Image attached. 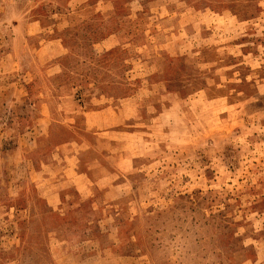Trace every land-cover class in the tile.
I'll use <instances>...</instances> for the list:
<instances>
[{"label": "rangeland", "instance_id": "rangeland-1", "mask_svg": "<svg viewBox=\"0 0 264 264\" xmlns=\"http://www.w3.org/2000/svg\"><path fill=\"white\" fill-rule=\"evenodd\" d=\"M0 264H264V0H0Z\"/></svg>", "mask_w": 264, "mask_h": 264}]
</instances>
